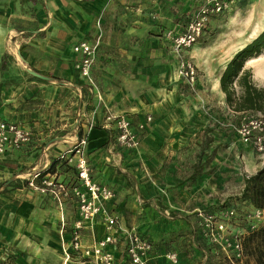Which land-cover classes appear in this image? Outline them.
<instances>
[{
	"label": "rangeland",
	"instance_id": "374dc122",
	"mask_svg": "<svg viewBox=\"0 0 264 264\" xmlns=\"http://www.w3.org/2000/svg\"><path fill=\"white\" fill-rule=\"evenodd\" d=\"M249 1L245 7L233 5L211 18L203 36L190 49L199 77L197 87L192 89L178 76L167 42L158 32L162 26L184 25L185 15H190L198 0H52L50 17L55 15L61 27L71 32L72 40L82 37L95 47L85 84L91 93H104L106 98L91 105L93 108L85 107L90 111L87 119L91 126H96L98 112H102L103 120L106 114L124 115L135 110L151 117L144 129H138L139 145L134 150L113 141L122 155L137 163L135 181L129 176L124 184L138 197L140 211L134 218L118 217L124 228L133 227L134 221H144L146 213L148 219L158 222L148 215L155 212V207L166 209L171 216L163 222L164 231L175 234H170L169 241L173 242L184 231L178 227V217H174L181 209H250L249 203L240 198L242 175L249 176L251 169H245V161L255 162L253 156L258 153L241 145L235 127L244 112L226 102L219 85L230 53L239 46L237 43L250 40L240 37L250 27L249 36L254 28L264 27V0ZM249 63L260 66L264 60ZM249 80L254 83L252 74ZM235 88L238 86L234 87L236 94ZM239 149L244 159L241 155L235 157ZM187 216L196 224L195 215ZM98 229L88 231L91 241L93 234L101 235L102 227ZM144 234L151 237L150 233ZM175 248L169 244L166 250ZM210 252L207 264H230L223 254ZM238 264L254 262L245 256Z\"/></svg>",
	"mask_w": 264,
	"mask_h": 264
},
{
	"label": "crops",
	"instance_id": "0c3cea01",
	"mask_svg": "<svg viewBox=\"0 0 264 264\" xmlns=\"http://www.w3.org/2000/svg\"><path fill=\"white\" fill-rule=\"evenodd\" d=\"M248 3L249 0H239L235 8L245 7ZM51 4L52 0H0V116L32 131V140L28 144L0 156V264L63 263L62 244L70 239L71 225L78 217L77 202L72 192L78 179L75 167L65 159L58 158L72 147L79 134L87 136L85 151L92 180L107 184L115 191V197L107 204L108 212L118 217L127 215L134 218L136 212L140 211L136 201L138 197L130 192L131 187L127 188L124 184L129 176L131 181H135L133 176L137 163L122 155L113 143L116 130L113 123L106 120L109 114L104 115L103 120L102 112H98L96 126H91L87 119L90 111H86L85 107L93 108L106 98L104 93L102 96L99 92L91 93L85 79L73 65L75 55L72 46L88 40L82 37L72 40L71 32L61 27L55 15L50 17ZM188 16L187 13L184 25L177 23L159 28L158 33L166 40L169 51L170 42L164 32L170 28L181 30ZM250 30L251 27L247 34L240 37H249L250 40L237 43L239 46L230 53L229 60L257 37L264 27L252 36H249ZM71 40L72 43H69ZM263 53L264 48L257 55L247 57L239 73L240 76L243 70H249L257 87L264 86V65L249 62ZM27 69L46 78L35 76ZM237 79L233 86H238L239 90L235 88L238 96L242 88ZM136 111L124 114L134 127L143 122L146 116ZM244 146L249 148V145ZM240 150L235 157L241 155L244 159L245 154ZM253 158H256L255 162L252 159L245 161V169H251L249 175L264 165V154H257ZM34 173H40L35 178L36 184L46 177L55 178L67 186L69 195L63 198L61 207L50 193H40L29 187L28 182ZM246 176L242 175L243 184ZM154 209L155 212L148 216L158 219V222L148 219L146 213L142 217L144 221L132 223L139 232L150 233L154 239L151 264H172L163 256L169 244L175 246V252L179 254L175 264H207L209 253L201 254L192 232L195 224L187 216L189 213L195 215V208L185 212L181 209L174 214L175 218L178 217V227L184 231L173 242L169 241L171 231H164L163 222L168 219L166 209ZM122 221L126 222L124 219ZM95 227L97 231L102 227V233L98 237L93 234L92 241L103 235L101 217L83 230L85 245L92 242L87 234L88 231L94 232ZM113 252L115 264H130L121 244L113 247Z\"/></svg>",
	"mask_w": 264,
	"mask_h": 264
},
{
	"label": "built area",
	"instance_id": "2783aa9c",
	"mask_svg": "<svg viewBox=\"0 0 264 264\" xmlns=\"http://www.w3.org/2000/svg\"><path fill=\"white\" fill-rule=\"evenodd\" d=\"M238 1L200 0L181 30L170 28L164 32L170 42V52L175 60L178 76L192 89L197 84L198 72L189 56V50L203 36L211 18L228 11ZM72 51L75 55L74 68L82 78H88L95 59V47L83 40L74 44ZM106 120L112 122L116 130L114 138L116 144L134 150L139 145L138 129H144L145 123L149 122L151 117L146 116V119L136 127L122 114H109ZM235 130L241 143L251 146L260 155L264 154L263 113L244 111ZM31 140L30 129L6 121L0 116V156L12 149L21 148ZM86 144L87 136L79 135L72 147L58 158L65 159L75 167L78 179V184L72 187L78 217L71 225L70 239L62 244L63 264H115L113 247L120 244L123 245L130 264H151V254L154 250L152 240L134 227L123 228L118 224V216L108 212L107 204L115 197V191L107 184L92 180L86 158ZM39 174H33L28 182L29 187L40 193H50L61 207L63 198L69 195L67 186L55 178L46 177L41 179L40 184H36L35 178ZM165 214L170 216L168 211H165ZM194 214L197 219L195 227L201 237L211 245L212 253L223 254L224 259L230 264H238L243 260L245 236L256 230L264 220V210L258 207L238 209L230 206L213 211L197 207ZM97 217L102 218L103 235L85 245L83 230L86 226H91ZM63 221L61 216V222ZM206 251L203 250V254H206ZM163 256L172 264L178 261L175 251H166Z\"/></svg>",
	"mask_w": 264,
	"mask_h": 264
},
{
	"label": "trees",
	"instance_id": "16d2710c",
	"mask_svg": "<svg viewBox=\"0 0 264 264\" xmlns=\"http://www.w3.org/2000/svg\"><path fill=\"white\" fill-rule=\"evenodd\" d=\"M263 48L264 30L233 55L219 76L220 89L225 95L226 102L235 110L241 112L256 111L264 114V86L257 87L249 80L251 74L249 70H243L239 76L245 59L257 55ZM236 78L239 79L240 87L242 88V92L238 96L235 94L233 87ZM240 198L247 201L250 206L264 210V165L256 173L244 178ZM192 232L193 235H197L196 237L199 238L198 241L200 243L198 246L201 254H203V250H207L206 254L209 253L212 249L211 245L201 237L196 227ZM146 236L154 243L153 238ZM243 245L244 257H250L254 264H264V220L256 230L245 236Z\"/></svg>",
	"mask_w": 264,
	"mask_h": 264
},
{
	"label": "bare ground",
	"instance_id": "6f19581e",
	"mask_svg": "<svg viewBox=\"0 0 264 264\" xmlns=\"http://www.w3.org/2000/svg\"><path fill=\"white\" fill-rule=\"evenodd\" d=\"M261 28L262 27L254 28V31H253L252 35H254L255 33H257ZM263 60H264V53L254 59L255 62H263Z\"/></svg>",
	"mask_w": 264,
	"mask_h": 264
},
{
	"label": "water",
	"instance_id": "95a60500",
	"mask_svg": "<svg viewBox=\"0 0 264 264\" xmlns=\"http://www.w3.org/2000/svg\"><path fill=\"white\" fill-rule=\"evenodd\" d=\"M27 71H29L31 74H33V75H35V76L42 77V78H46L45 76L40 75V74H38V73H36V72L30 70V69H27Z\"/></svg>",
	"mask_w": 264,
	"mask_h": 264
}]
</instances>
